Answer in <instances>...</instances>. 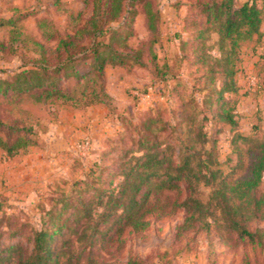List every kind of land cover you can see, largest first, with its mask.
<instances>
[{
	"label": "trees",
	"instance_id": "trees-1",
	"mask_svg": "<svg viewBox=\"0 0 264 264\" xmlns=\"http://www.w3.org/2000/svg\"><path fill=\"white\" fill-rule=\"evenodd\" d=\"M136 1L92 0L89 18L73 33L50 35L48 39L55 42L52 46L34 38L20 39L19 33L0 44V61L2 54H8L21 62L4 76L0 71V150L7 158L28 155L39 144V125L23 109L22 102L77 109L112 107L105 84L107 68L143 62L144 52L129 44V21L136 13ZM138 1L149 8V28H154L155 21L160 23V11L153 12L149 0ZM200 6L205 21L195 23L200 29L192 42H196L193 65L203 69L198 79L203 82L201 91L207 92L201 105H181L180 121L151 119L144 123L139 149L129 151L130 157L119 165L117 184L96 191L98 197L89 202L78 197L75 206H67L69 196L58 200L63 206L33 234L32 247L11 244L0 248V264H97L94 253H86L87 248L120 245L125 229L143 233L150 228L147 201L150 186L157 182L162 189L185 190L186 197L178 205L185 214L178 237L195 230H214L228 243L235 236L239 243L264 244V231L257 226L264 220V191L259 192L264 185V139L237 137L249 144L238 155L243 174L232 179L222 171L216 139L210 138L207 128L210 119L231 128L237 125L224 98L239 90V51L243 43L260 34L264 0L262 8L249 2L236 7L234 0H208ZM212 34L218 38L214 55L205 45ZM186 45L187 41H181L180 50ZM169 68L165 63L162 74L166 75ZM215 102L218 108L214 113ZM150 123L155 124L153 130ZM167 131L171 142L157 137V133ZM85 185L82 191L94 189L92 184ZM200 186L211 189L206 202L197 197ZM69 208L71 218H62ZM65 228L69 233L54 243L55 235Z\"/></svg>",
	"mask_w": 264,
	"mask_h": 264
},
{
	"label": "rangeland",
	"instance_id": "rangeland-1",
	"mask_svg": "<svg viewBox=\"0 0 264 264\" xmlns=\"http://www.w3.org/2000/svg\"><path fill=\"white\" fill-rule=\"evenodd\" d=\"M149 1L153 12L160 11V23L157 25L155 21V27L149 28V8L145 2L136 1V13L129 21V44L144 52L143 62L107 68L105 84L112 107H105L108 112L96 113L101 120L93 131L88 110L32 101L21 103L34 123H38L39 137L46 129L59 125L65 129L64 137H73L70 139L73 144L70 151L64 150V155L56 157L54 168L48 166L47 177L25 174L23 183L17 177L19 167L11 165L9 158L0 153L3 166L0 248L20 244L30 249L33 234L48 224L53 212H59L63 206L57 203L58 200L69 196L67 206H75L78 197L89 202L98 197L96 191L117 184L119 165L130 157L127 155L129 151L139 149L140 130L144 123L151 119H161L164 123L180 121L181 105H201L207 92L201 91L203 82L198 79L203 69L193 65L196 42L192 41L200 29L195 23L205 21L200 5L208 0ZM234 1L236 7L246 2L263 7V0ZM92 8V0H0V44L7 43L14 33H19L20 39L34 38L52 46L55 42L48 39L50 35L73 33L89 18ZM217 40V35L212 34L205 44L213 55L217 52ZM181 41H187L185 50H180ZM239 52L236 75L239 90L224 98L233 109L237 125L231 128L210 119L207 127L210 138L216 139L222 171L232 179L243 174L238 167V155L249 144L237 137L264 139V22L260 34L243 43ZM2 55L0 71L4 76L17 69L21 62L16 57L10 59L8 54ZM165 63L170 68L163 75ZM214 105L215 113L218 104L215 102ZM150 124L153 130L155 124ZM91 135L96 138L92 140ZM158 136L171 142L169 131L159 132ZM96 163L98 166L91 175ZM78 181L84 185L77 184ZM85 184H92L94 189L82 191ZM158 184L150 186L147 201L150 228L143 233L125 229L120 236L123 241L120 245L98 244L92 249L87 248L86 253L93 252L97 264H128L129 261L135 264L134 259L136 264H264V244L239 243L235 236L228 243L226 237L221 239L214 230H195L178 237V226L185 217L178 205L186 197L185 190L183 187L179 191L162 189ZM263 191L264 185L259 188L260 193ZM210 192L209 187L200 186L197 197L206 202ZM71 212L69 208L62 218H71ZM257 226L264 231V220ZM68 233L67 228L63 229L55 235L54 243H60ZM110 233L113 234L114 230Z\"/></svg>",
	"mask_w": 264,
	"mask_h": 264
},
{
	"label": "crops",
	"instance_id": "crops-1",
	"mask_svg": "<svg viewBox=\"0 0 264 264\" xmlns=\"http://www.w3.org/2000/svg\"><path fill=\"white\" fill-rule=\"evenodd\" d=\"M83 110H88L91 115V131L94 130L95 124L101 120L99 116H96V113L101 111L104 112V110L108 112L103 105H95ZM64 132L65 129L62 126L56 125L50 127L41 134L38 146L35 147L28 155H25L20 159L14 158L13 162L11 161L12 159H9V163L11 165L13 164V166L16 165L19 167V173L17 174V177L20 179L19 182H25V174H33L35 176L43 175L47 177L46 173L48 171V166L54 168L53 162L57 160L56 157L61 154L64 155V150L70 151L69 147L73 144V142H71L73 137H64ZM91 136L92 140L93 138H96L94 135ZM0 153L4 154L1 151ZM65 156L67 155L65 154ZM2 168L3 166L0 162V179L2 178Z\"/></svg>",
	"mask_w": 264,
	"mask_h": 264
}]
</instances>
